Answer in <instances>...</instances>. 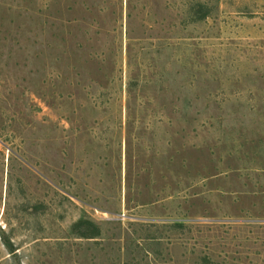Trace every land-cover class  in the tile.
<instances>
[{"label":"rangeland","instance_id":"374dc122","mask_svg":"<svg viewBox=\"0 0 264 264\" xmlns=\"http://www.w3.org/2000/svg\"><path fill=\"white\" fill-rule=\"evenodd\" d=\"M2 236L19 264H264V0H0L18 264Z\"/></svg>","mask_w":264,"mask_h":264},{"label":"trees","instance_id":"16d2710c","mask_svg":"<svg viewBox=\"0 0 264 264\" xmlns=\"http://www.w3.org/2000/svg\"><path fill=\"white\" fill-rule=\"evenodd\" d=\"M193 10V9H192ZM72 233L75 235L76 238H82V239H90L95 238L99 234H101L100 227L87 218H81L73 223L71 227ZM3 237V236H2ZM3 242L6 244L9 253L16 258L17 263L19 264L18 257L16 254L15 248L12 246V244L9 242L8 239L3 237Z\"/></svg>","mask_w":264,"mask_h":264}]
</instances>
